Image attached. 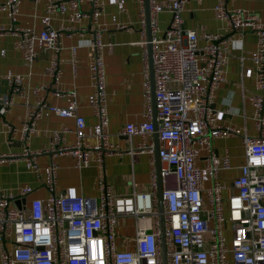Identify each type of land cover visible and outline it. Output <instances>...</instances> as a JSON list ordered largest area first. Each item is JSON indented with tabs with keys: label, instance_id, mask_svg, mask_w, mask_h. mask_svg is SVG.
I'll return each mask as SVG.
<instances>
[{
	"label": "built area",
	"instance_id": "obj_1",
	"mask_svg": "<svg viewBox=\"0 0 264 264\" xmlns=\"http://www.w3.org/2000/svg\"><path fill=\"white\" fill-rule=\"evenodd\" d=\"M189 0H165V5L149 0L152 44V65L156 108L157 134L162 145L158 150L160 176H174L176 184L162 189L164 205L163 260L160 240V223L157 209V180L152 163L151 190L133 192L127 196L114 193L104 174L97 179L98 199H72L55 192L58 164L51 159L45 168L46 199L27 196L33 188L27 184L15 191L0 188V264H264V19L255 12L242 8H228L227 0H217L214 10L224 23L221 32H205L204 43L198 49L195 30L183 27L182 12ZM88 2L89 11L81 9ZM140 2L141 24L145 27L144 0ZM20 0L0 3V12H6L9 26L0 25V36L11 35L14 46L22 53L23 60L31 66L36 58V47L49 50L47 74L51 89L58 97L67 96L64 107L48 104L43 96L32 103L26 101L25 114L20 127L3 124L8 133H20L26 143L36 131V120L45 109L61 117L75 121V141L59 144L63 133L53 131L49 149L57 155H71L76 167L91 163L101 165L104 157L117 150L108 135L109 115L105 83L103 31L100 23L106 0H46L48 15L64 16L67 25L54 28L47 25L41 30L13 24L18 15ZM167 9L170 20L163 39L156 36V16ZM88 19L95 27L77 24ZM119 25L118 28H124ZM256 35V48L248 57L254 66V82L259 94L249 97L253 105L252 119L257 132H246L220 125L213 108L214 91L225 80L228 63V42L235 35L245 32ZM73 33L87 35L91 47L89 74L92 87L91 108L98 121L95 143L87 141L88 129L83 116L78 114L75 89L60 86L61 62L58 58L60 37ZM148 41L145 46L146 70V120L127 122L122 134L130 141L133 136L147 139L154 132L151 91L148 83ZM157 44H164L156 48ZM69 60L75 70L76 47H70ZM241 64L247 59L239 57ZM7 81L10 93L0 97V115L13 104V94L24 91L25 76L0 74ZM238 134L244 145V163L240 175L233 182L232 191L224 204L223 190L227 186L219 179L222 170L229 169L230 156L226 151L218 157L212 148V140ZM146 150L153 161L154 146L139 143L134 147ZM130 143L129 150L134 149ZM201 150L206 151L203 169L195 159ZM41 151L22 150L28 170H39L36 155ZM202 171L210 181L207 188L201 185ZM121 215L134 218L132 249H119L115 232L116 219ZM230 224L231 238L224 230Z\"/></svg>",
	"mask_w": 264,
	"mask_h": 264
},
{
	"label": "crops",
	"instance_id": "obj_2",
	"mask_svg": "<svg viewBox=\"0 0 264 264\" xmlns=\"http://www.w3.org/2000/svg\"><path fill=\"white\" fill-rule=\"evenodd\" d=\"M6 0H0L5 2ZM165 5V0H153ZM46 0H20L18 15L13 24L21 27L41 30L47 25L54 28L68 24L64 16L59 14L48 15L45 12ZM217 0H189L182 12L183 27L186 30H195L198 35V49L204 41L201 38L205 32H221L224 23L217 17L214 5ZM227 7L242 8L258 13L264 19V0H227ZM81 9L89 11L88 2L81 4ZM139 0H106V5L99 21L105 25L103 31L104 69L108 102V135L117 150L104 157L101 165L91 163L86 167H76L75 159L71 155H57L52 157L48 151L53 138V131L63 133L59 144L70 145L75 141V121L72 117H61L45 109L36 120V131L28 142H24L20 133L10 134L3 122L20 127L25 114L26 101L32 103L43 96L50 105L64 107L69 98L58 97L52 94L51 89H44L43 84H50L47 74L50 51L36 47V58L31 66L23 60L22 53L14 46L15 38L11 35L0 36V74H22L25 76L24 91L13 94V104L0 115V188L6 191H15L25 184L33 188L27 196V202L32 198L46 199L49 191L46 187L45 168L53 159L58 164L55 192H61L72 199L86 198L94 204L98 199L97 179L104 174L106 181L115 194L127 196L133 192L151 190L152 168L156 171L155 154L153 161L146 150H137L134 147L139 143H153L160 147L161 140L157 135L143 139L133 136L131 141L122 134V128L127 122L140 123L146 120V70L145 46L146 24H141ZM171 14L164 9L156 16L158 32L156 36L163 39L164 31L168 26ZM10 19L6 12H0V25L9 26ZM80 27L93 29L95 25L88 19H82ZM125 25L124 28H118ZM58 58L61 62L62 76L60 86L66 89H75L78 102V114L84 117L88 129L87 141L95 143V133L98 131V121L91 108L92 87L89 74V56L91 47L87 35L80 36L73 33L71 37L62 36L58 41ZM76 47L75 70L69 60L70 47ZM164 44H157L156 48ZM147 48V47H146ZM229 55L226 67L225 80L214 91L213 108L216 122L220 125L238 129L250 136L257 132L253 123V105L249 97L259 94L254 82V66L248 57L256 48V35L245 32L242 35H233L229 42ZM247 59L241 64L239 57ZM148 83L150 75L148 70ZM10 93L7 81L0 79V97ZM130 143L133 150H129ZM25 145L30 151H41L36 155L39 170L33 172L27 169L25 159L20 155ZM213 152L221 157L227 151L230 156L231 167L222 170L219 179L227 186L223 190L224 204L226 197L234 191L233 180L240 175V166L244 163V145L241 135L231 134L227 137L212 140ZM206 151L201 150L195 163L201 169L205 166ZM153 163V167H152ZM164 165L160 162V169ZM201 185L207 188L210 181L202 171ZM162 188L173 187L176 184L174 176L161 177ZM157 192V190H156ZM158 209V203H157ZM115 232L119 249H132L134 244L131 238L134 235V218L130 215L119 216L116 219ZM227 240L231 238L230 224L224 230Z\"/></svg>",
	"mask_w": 264,
	"mask_h": 264
},
{
	"label": "water",
	"instance_id": "obj_3",
	"mask_svg": "<svg viewBox=\"0 0 264 264\" xmlns=\"http://www.w3.org/2000/svg\"><path fill=\"white\" fill-rule=\"evenodd\" d=\"M144 10H145V23H146V40L147 52H148V65H149V75H150V91H151V102H152V119L154 123V135H157V121H156V108H155V96H154V76H153V65H152V44L150 43L152 34L150 28V7L149 0H144ZM159 147H154L155 161H156V180H157V203H158V213H159V223H160V240H161V251L163 260L165 261V244H164V205L162 199V183L160 176V160L158 157Z\"/></svg>",
	"mask_w": 264,
	"mask_h": 264
}]
</instances>
